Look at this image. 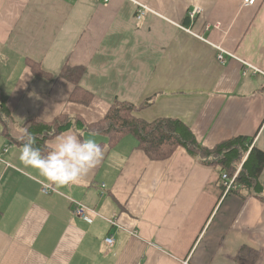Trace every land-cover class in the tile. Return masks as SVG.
I'll list each match as a JSON object with an SVG mask.
<instances>
[{"label":"crops","instance_id":"crops-1","mask_svg":"<svg viewBox=\"0 0 264 264\" xmlns=\"http://www.w3.org/2000/svg\"><path fill=\"white\" fill-rule=\"evenodd\" d=\"M65 64L85 68L89 105L70 100ZM152 96L135 115L179 118L208 147L253 136L264 151V0H0V98L13 137L33 118L90 123L115 98ZM101 141L73 129L47 140L51 172L0 123V264H264V195L223 192L217 169L184 147L151 159L132 134L91 149Z\"/></svg>","mask_w":264,"mask_h":264},{"label":"trees","instance_id":"trees-1","mask_svg":"<svg viewBox=\"0 0 264 264\" xmlns=\"http://www.w3.org/2000/svg\"><path fill=\"white\" fill-rule=\"evenodd\" d=\"M31 67L35 72L50 76L41 70L39 64L31 60ZM85 68L81 65L65 64L61 69V76L74 84L70 100L89 105L94 94L81 85ZM154 96L136 104L115 98L106 114L97 121L86 122L82 117L70 116L66 113L58 114L51 120L45 121L33 118L25 133L20 138L12 136L10 125L12 113L7 104L0 98V123L2 135L20 145H26L38 152L48 169L53 172L50 160V148L47 140L63 133L68 129L75 130L82 136V131H90L107 137V141L94 144L91 149L102 150L113 147L122 137L132 134L137 139V146L143 149L151 159H165L170 157L178 147H184L195 158L215 167L219 177L225 173L232 178L236 172L234 185L229 192L246 198L249 194L262 197L264 195V151L254 144L253 136L237 135L220 141L212 147L202 145L194 135L192 129L181 119L160 116L153 120H146L135 115V112L150 106ZM225 186L222 185L224 192ZM255 250L244 248V254L250 257Z\"/></svg>","mask_w":264,"mask_h":264},{"label":"built area","instance_id":"built-area-1","mask_svg":"<svg viewBox=\"0 0 264 264\" xmlns=\"http://www.w3.org/2000/svg\"><path fill=\"white\" fill-rule=\"evenodd\" d=\"M106 1H108V0H106ZM255 1L256 0H245V2L248 3V4H253ZM139 5H140V9H139L140 14H138L137 17L138 18H141L142 15L144 14V11H145V5H142V4H139ZM197 11H199L198 8H196L194 10V12L191 14V16L194 17V13L197 12ZM218 59L220 61H222L224 59V50L223 49H219ZM236 175H237V172H236V174L232 178L228 177L225 173L221 176V179L223 180L224 185H225L226 192L229 191V189L233 187V185H234V179H235ZM52 189L53 188L50 185H47V184L43 188V190L45 192H49ZM75 204H77V205L73 209L74 213L75 214H79V215H85V212L87 210V207L85 205H83L82 203H80V202H75ZM111 222L114 223V224L117 223L116 222V219H114V218L111 220ZM105 240H106L107 243L112 244L113 241H114V237L112 235H110V236H107L105 238Z\"/></svg>","mask_w":264,"mask_h":264},{"label":"rangeland","instance_id":"rangeland-1","mask_svg":"<svg viewBox=\"0 0 264 264\" xmlns=\"http://www.w3.org/2000/svg\"><path fill=\"white\" fill-rule=\"evenodd\" d=\"M99 138H101V136L99 135Z\"/></svg>","mask_w":264,"mask_h":264}]
</instances>
